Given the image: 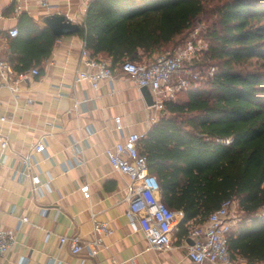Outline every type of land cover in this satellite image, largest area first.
I'll list each match as a JSON object with an SVG mask.
<instances>
[{"label":"trees","instance_id":"obj_1","mask_svg":"<svg viewBox=\"0 0 264 264\" xmlns=\"http://www.w3.org/2000/svg\"><path fill=\"white\" fill-rule=\"evenodd\" d=\"M211 1L91 0L76 33L92 55L114 68L127 59L142 62L155 52L162 54L170 45L176 48L207 17L209 24L198 34L207 48L194 63L200 77L165 102L166 115L141 136L139 150L160 181L163 201L184 211L180 224L187 233L189 225L204 224L225 199H235L244 216L231 230L229 247L246 264H260L264 0ZM18 29L10 42L9 61L22 72L41 65L58 36L29 16Z\"/></svg>","mask_w":264,"mask_h":264},{"label":"crops","instance_id":"obj_2","mask_svg":"<svg viewBox=\"0 0 264 264\" xmlns=\"http://www.w3.org/2000/svg\"><path fill=\"white\" fill-rule=\"evenodd\" d=\"M90 1L49 0V6H42L23 0L18 13L16 0H0V59L9 60L13 37L8 30L19 28L23 18L31 17L40 28L48 27L45 18L53 14L83 24ZM82 44L76 32L58 36L38 65V75L18 79L15 74L18 89H0L2 113L7 116L0 120V133L9 140L6 147L0 142V229L16 234L4 264H191L189 232L194 224L188 226V233L179 224L172 246L162 250L149 248L144 233L131 230L126 215L131 180L105 152L131 132L145 135L166 115L165 106L149 105L141 87L128 80L120 66L114 67V80L99 88L89 80H78V72L89 69L82 60ZM116 116L121 117L122 130L116 128ZM40 141L46 142L44 152L33 149ZM27 156L32 173H38L45 185L34 188L29 177L19 174ZM84 184L89 196L81 190ZM159 195L163 200L161 190ZM24 216L28 221L21 220ZM93 216L113 228L110 234L98 235L97 243ZM60 236L77 237L96 247L97 253L90 255L87 248L74 253L70 241L61 244ZM234 253L237 264H246Z\"/></svg>","mask_w":264,"mask_h":264},{"label":"built area","instance_id":"obj_3","mask_svg":"<svg viewBox=\"0 0 264 264\" xmlns=\"http://www.w3.org/2000/svg\"><path fill=\"white\" fill-rule=\"evenodd\" d=\"M42 6H49V0H34ZM23 8V0H16L14 9L20 12ZM11 37L19 34L16 26L9 28ZM198 28L193 36L183 44L160 54L152 61H134L127 59L122 62L121 70L126 78L133 81L138 87L147 86L153 96V106L162 109L166 101L176 98L177 92L190 86L192 80L200 77V73L194 67V63L200 53L207 48V42L200 37ZM82 60L88 66V70H81L77 74L78 80H89L94 88H99L103 82H111L115 78V69L110 62L91 54L83 39ZM214 68L210 69V72ZM39 67L35 66L28 71L17 72L9 60L0 59V89L8 86L13 90L18 89V79L29 78V75H38ZM7 116L2 113L0 101V120L5 121ZM116 128L122 130L123 123L120 116L115 117ZM141 134L129 133L124 139L117 140L113 145L105 149L111 164L127 174L131 180L129 184V206L126 215L133 232L142 231L149 248L157 250L167 249L172 246L173 236L179 224L184 218V212L180 209L170 208L160 197L161 185L158 177L149 169L147 157L139 150ZM0 142L3 147L9 144L8 137L0 133ZM33 149L37 152L46 151V142H37ZM81 162V160H79ZM23 178L29 177L37 188L41 184L38 173H32L30 157L23 158L22 167L18 169ZM40 185V186H41ZM81 190L89 196V186L84 184ZM239 207L237 201L232 198L225 199L221 205L213 210L204 224L195 226L190 231L193 242L188 248V256L191 264H237L233 252L229 247V237L232 228L241 219L235 212ZM22 221H28L24 216ZM93 230L96 234L95 243L99 235L110 234L113 228L109 222L99 220L93 216ZM70 241L74 253H80L87 248L90 255L95 256L97 248L89 243H81L77 237L60 236V243ZM16 243V234L11 229H0V264L8 251ZM23 264V262H19Z\"/></svg>","mask_w":264,"mask_h":264},{"label":"water","instance_id":"obj_4","mask_svg":"<svg viewBox=\"0 0 264 264\" xmlns=\"http://www.w3.org/2000/svg\"><path fill=\"white\" fill-rule=\"evenodd\" d=\"M47 26L52 32L57 35H65L78 32L81 28V24L69 20L64 14H53L45 18ZM141 91L149 105L155 103L153 94L147 86H142ZM256 264V263H250Z\"/></svg>","mask_w":264,"mask_h":264},{"label":"rangeland","instance_id":"obj_5","mask_svg":"<svg viewBox=\"0 0 264 264\" xmlns=\"http://www.w3.org/2000/svg\"><path fill=\"white\" fill-rule=\"evenodd\" d=\"M217 2H218V0H212L211 3H209V4H217ZM213 17H214V15H211V18H213ZM197 23H198L197 24L198 31L201 32L205 27H207V25L209 24V20L207 19V17H202V20L198 21ZM170 47H171V45L168 47V49L166 51L162 52V54L163 53H166V52H168L170 50H173ZM181 95H183V93ZM235 212L237 214H239L240 217H243L244 216L243 213H242V211L239 209L238 206L235 208Z\"/></svg>","mask_w":264,"mask_h":264}]
</instances>
